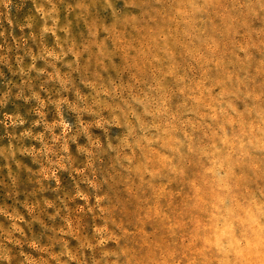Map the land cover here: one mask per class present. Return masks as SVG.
Listing matches in <instances>:
<instances>
[{
    "label": "clouds",
    "instance_id": "1",
    "mask_svg": "<svg viewBox=\"0 0 264 264\" xmlns=\"http://www.w3.org/2000/svg\"><path fill=\"white\" fill-rule=\"evenodd\" d=\"M0 264H264V0H0Z\"/></svg>",
    "mask_w": 264,
    "mask_h": 264
}]
</instances>
